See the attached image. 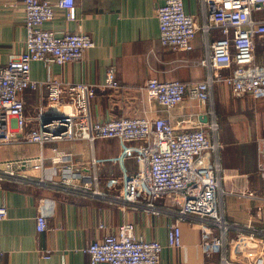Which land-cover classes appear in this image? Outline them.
<instances>
[{
	"label": "crops",
	"instance_id": "crops-1",
	"mask_svg": "<svg viewBox=\"0 0 264 264\" xmlns=\"http://www.w3.org/2000/svg\"><path fill=\"white\" fill-rule=\"evenodd\" d=\"M164 2L76 0L75 20L66 19L64 12L56 9L55 17L46 21L42 25L44 28L56 35L88 33L95 45L77 61L65 64L33 61L30 76L41 81L96 85L90 107L92 118L99 121L162 116L177 129L186 130L199 122L206 123L212 107L219 123L218 155L222 174L220 189L223 191L219 193L220 207L228 220L250 222L264 231V182L260 177L264 97L233 95L225 83L218 82L213 87L210 101L201 103L185 98L166 110L144 93L143 86L149 78L190 81L201 79L206 73L205 68L196 62L207 49L201 31L196 32L190 51L173 50L159 44L156 8ZM184 7L198 22L202 21L205 6L201 0H185ZM23 8V0H0V64H6L9 57L25 50L27 29ZM258 15L264 17V11ZM221 36V32L213 30L209 39ZM255 57L258 63H264V40L261 38L255 41ZM110 65L115 67L121 88L101 87ZM230 71L224 69L223 73ZM22 98L27 116L35 115L40 102L39 91L27 90ZM9 124L14 135L20 136L35 123L28 122L21 131L13 120L10 119ZM142 146L141 141L126 142L117 137L97 138L92 143L87 140H53L42 145L19 139L0 142V161H34L42 156L45 173L56 179L68 173L67 165L89 174V161L94 157L98 161L99 186L107 191L119 188L125 175L137 172V157ZM53 157H59L61 161L54 163ZM214 160V153L206 150L199 163L210 165ZM22 169L37 173L29 164ZM41 198L48 200L46 205L52 207L47 218L51 228L38 232L36 214ZM176 201L174 195L164 198L168 206H175ZM0 205L7 210V216L0 220V264H89L84 249L103 235L116 232L124 222L133 223L137 236L162 243L159 264H220L217 253L204 254L202 251L201 228L194 221L181 222V245L171 248L167 245V232L173 221L170 215H153L131 208L122 210L98 199H84L9 181L0 183ZM247 244V247L235 246L229 256L240 258L243 250L247 258L264 264V237ZM42 249H50L49 258L42 256ZM241 259L246 257L242 255Z\"/></svg>",
	"mask_w": 264,
	"mask_h": 264
},
{
	"label": "built area",
	"instance_id": "built-area-1",
	"mask_svg": "<svg viewBox=\"0 0 264 264\" xmlns=\"http://www.w3.org/2000/svg\"><path fill=\"white\" fill-rule=\"evenodd\" d=\"M185 0H165L156 8L159 25V44L173 50L190 51L196 32L205 37L206 52L196 62L205 68L201 79L159 80L149 78L143 86L149 100L156 101L166 110L180 104L185 98L201 103L210 101L216 83H225L233 95L251 94L264 97V63L255 57V41L264 40V0H201L205 6L202 21L188 14ZM24 23L27 29L25 50L0 64V142L25 139L43 144L53 140H87L117 137L123 141H141L138 170L125 175L119 188L104 191L99 186L98 161H89V174L67 165V174L56 179L45 173L44 157L37 160L0 161V183L9 181L18 185L44 188L84 199H98L120 209L131 208L153 215L173 217L167 245H181V227L184 220L194 221L201 228L200 247L204 254L217 253L220 264H259L243 250L240 258L230 257L235 246L264 237V231L252 223L228 220L220 207L219 123L214 109L208 111L209 120L193 128L180 130L167 117L150 118L147 115L94 120L91 99L97 86L82 82L60 83L56 80H35L30 76L33 61L65 64L83 58L95 45L88 33L66 32L56 35L42 25L55 17L56 9L66 19L77 18L76 0H23ZM213 30L221 32L219 38L209 39ZM231 70L223 73V70ZM113 65L107 67L102 88H121ZM27 90H38L40 102L36 114L28 117L24 111L22 95ZM21 131L28 122L34 126L14 135L9 120ZM188 121V120H187ZM211 150L215 160L200 164L204 151ZM54 163L61 161L53 157ZM29 164L37 173L22 167ZM260 177L264 182V139ZM244 194V193H243ZM241 193V195H243ZM251 195V193H248ZM167 195L177 197L175 206L164 203ZM41 198L37 205L36 228L49 230L47 218L52 207ZM7 210L0 205V220ZM102 226V225H101ZM243 247V249H244ZM163 245L156 239L137 236L131 222L122 223L116 232L103 235L84 250L89 264H159ZM45 258L50 249L40 250ZM243 253V254H242ZM242 255L246 257L242 260Z\"/></svg>",
	"mask_w": 264,
	"mask_h": 264
}]
</instances>
